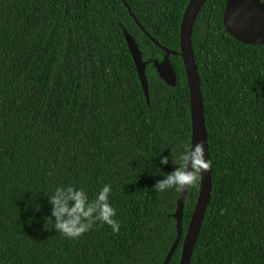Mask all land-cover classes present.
Wrapping results in <instances>:
<instances>
[{
	"label": "trees",
	"instance_id": "16d2710c",
	"mask_svg": "<svg viewBox=\"0 0 264 264\" xmlns=\"http://www.w3.org/2000/svg\"><path fill=\"white\" fill-rule=\"evenodd\" d=\"M187 1L0 0V264L162 263L179 190L153 185L178 167L171 153L179 160L190 146L188 87L178 55L169 56L175 86L147 63V102L123 28L144 61L160 60L151 38L179 50ZM225 1L205 0L191 34L211 190L190 264H264V44L227 33ZM105 183L119 232L95 221L69 239L43 227L44 191L84 187L92 200ZM198 184L186 194L181 240Z\"/></svg>",
	"mask_w": 264,
	"mask_h": 264
},
{
	"label": "water",
	"instance_id": "95a60500",
	"mask_svg": "<svg viewBox=\"0 0 264 264\" xmlns=\"http://www.w3.org/2000/svg\"><path fill=\"white\" fill-rule=\"evenodd\" d=\"M205 0H188L184 7L179 25V50L174 51L161 46L153 38L152 41L163 49V56L160 60L142 59L141 51L133 36L124 28L123 35L128 50L134 62L138 79L147 102H149L148 82L145 75L147 63H152L158 77L168 86H175L176 73L169 59L170 55H178L183 64L186 77V84L189 95L190 114V146L202 143L205 148V159L209 158L206 142V131L203 116L202 97L200 82L194 53L191 43V34L194 21ZM125 4V2L123 1ZM130 13L129 6L126 5ZM131 14V13H130ZM131 16H133L131 14ZM134 18V17H133ZM135 22L137 20L135 19ZM222 23L227 33L235 40L243 44L260 45L264 44V1L263 0H226L222 11ZM142 28V27H140ZM189 186L179 190L175 202V210L172 217L175 220L176 235L168 249L161 264H168L178 244L181 241V249L178 264H190V258L196 241L198 231L201 227L204 214L209 203L211 190V171L202 172V179L198 184L196 201L188 221L185 233L182 235L183 207Z\"/></svg>",
	"mask_w": 264,
	"mask_h": 264
},
{
	"label": "clouds",
	"instance_id": "9594fccd",
	"mask_svg": "<svg viewBox=\"0 0 264 264\" xmlns=\"http://www.w3.org/2000/svg\"><path fill=\"white\" fill-rule=\"evenodd\" d=\"M171 161L178 167L164 174L163 179L153 185L156 192H165L173 187L183 190L185 186L195 185L202 179V172L209 170L211 165V159H205L204 145L199 142L185 147L179 160L173 159L171 153ZM168 163L169 156L161 155L160 164ZM158 169L161 171L155 173L162 172ZM111 191V184L105 183L92 200L84 187L58 185L53 190L44 191L50 210L43 217V227L54 228L69 239L83 235L95 221L108 224L114 233L119 232L120 222L115 219L116 209L109 199ZM41 206L37 203L35 209L38 211Z\"/></svg>",
	"mask_w": 264,
	"mask_h": 264
}]
</instances>
